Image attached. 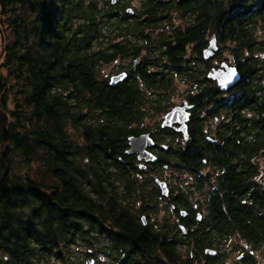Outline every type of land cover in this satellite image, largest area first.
I'll return each instance as SVG.
<instances>
[{"label": "trees", "instance_id": "obj_1", "mask_svg": "<svg viewBox=\"0 0 264 264\" xmlns=\"http://www.w3.org/2000/svg\"><path fill=\"white\" fill-rule=\"evenodd\" d=\"M174 19L186 24L166 30ZM210 35L221 44L218 54L233 44L242 79L232 97L205 76L210 67L202 51ZM260 54L264 0H0V107L8 143V172L0 186V264H83L77 260L81 251L91 256L101 238L110 244L98 250L111 260L127 259L119 264H131L132 256H165L171 264L175 255L194 264L198 249H174L152 223L136 222L117 196L118 181L129 176L118 164L117 144L131 117L147 113L142 88L163 97L150 104L149 113L167 111L175 73L185 83L198 81L199 92L188 96L196 111L209 106L216 115L247 114L246 171L237 175L248 179L247 222L260 223ZM123 58L131 62L116 67L130 75L113 86L101 69ZM5 145L0 114V178ZM202 155L225 169L226 151L218 160L212 151L201 152L199 163ZM206 257L212 259L206 264L222 262L219 255Z\"/></svg>", "mask_w": 264, "mask_h": 264}, {"label": "flooded vegetation", "instance_id": "obj_2", "mask_svg": "<svg viewBox=\"0 0 264 264\" xmlns=\"http://www.w3.org/2000/svg\"><path fill=\"white\" fill-rule=\"evenodd\" d=\"M209 60L206 61L209 63ZM209 67V70L215 68ZM125 72L128 78L130 73ZM175 75L178 76V73L174 74V78ZM205 76L207 78V73ZM237 85L223 91L226 98L232 97ZM211 87L213 90V83ZM218 88L221 91L219 86ZM146 90L150 93L145 94ZM142 91L147 113L131 117L125 137L118 140L117 144L118 164L129 170L127 181H118L120 191L117 196L122 197V205L135 213L132 215H136V222L144 226L152 223L154 230H160L161 237L164 239L165 236L174 249H198L194 264H206L212 260L206 256L217 255L222 261L220 264H227L231 259H236V264H261L264 258V218L257 225L247 222L248 179L237 175L246 171L244 143L247 114L228 112L216 115L209 111V106L196 111L195 104L184 96L175 105H183L185 102L193 105L189 119L185 123L176 122L163 126L165 114L175 105L165 111L160 119L151 123L148 119L151 121L154 116L152 113L156 111L149 113L152 110L150 104L163 101V97H158L160 91L144 88ZM172 93L168 94L170 99ZM184 124L185 130H180ZM221 132L224 134L221 135ZM145 134L154 143L150 145L149 140H146L144 151L156 157L154 160H147L141 151L128 152L131 148L130 137ZM210 151L217 156V160L221 158L220 152L226 151L228 160L224 171L220 170L219 163H209L206 154L202 155L199 163V154ZM259 176L257 179L261 186L258 195L259 201L263 203L260 215L264 217L263 168ZM159 181L166 183L165 189ZM207 248L216 250V254H207ZM191 254L194 255V252ZM100 260H104V256ZM124 260L127 259L118 257L112 262L119 264ZM128 260L131 264L138 261L141 264L146 261H152L151 264H158L159 261L166 264L167 258L132 256ZM170 262L183 264V257L175 255Z\"/></svg>", "mask_w": 264, "mask_h": 264}, {"label": "water", "instance_id": "obj_3", "mask_svg": "<svg viewBox=\"0 0 264 264\" xmlns=\"http://www.w3.org/2000/svg\"><path fill=\"white\" fill-rule=\"evenodd\" d=\"M117 0H111L112 3H116ZM125 11L128 14H132L134 12L132 7H126ZM218 40L216 35H213L211 40L208 42L207 46L203 49L202 55L204 59L209 60L211 59L218 51ZM127 78V72H121L116 75L111 76L109 83L111 85H116L121 81H124ZM207 78L213 79L217 82L218 86L220 87L221 91H226L230 87H233L235 84H237L241 78L242 75L238 68L233 65H229L225 62L222 63V65L218 68H213L207 72ZM193 108V105H189L187 102H185L183 105H175L171 110H169L164 117V121L162 123L163 126H168L176 122H183L185 123L189 119L190 115V109ZM0 114L2 117V122H3V127H4V135H5V141L6 145L3 150L2 156L6 162V148L8 146L7 143V127H6V114L5 112L1 109L0 107ZM185 124L180 128V130H185L184 129ZM146 140H149V144H153L154 141L149 137V135H141L139 137H130V144L131 148L128 150L129 153L135 152V151H141V154L143 157H145L147 160H154L156 157H154L150 152L144 151V145L146 143ZM143 149V150H142ZM142 157V156H140ZM8 172V165L6 162V170L4 175L0 178V186L3 181V177L7 174ZM161 186L165 189L166 188V183L159 181ZM163 189V190H164ZM143 220H145V217H143ZM205 252L209 255H215L216 250L207 248L205 249ZM103 259V257H102ZM95 259H89L85 262V264H94Z\"/></svg>", "mask_w": 264, "mask_h": 264}, {"label": "rangeland", "instance_id": "obj_4", "mask_svg": "<svg viewBox=\"0 0 264 264\" xmlns=\"http://www.w3.org/2000/svg\"><path fill=\"white\" fill-rule=\"evenodd\" d=\"M133 5L134 4H132V6H130V7H133ZM180 23H182V25H184V24H186V20L174 19L173 24L166 25L165 29L166 30H169L170 28L173 29V28L181 25ZM157 31H159V29ZM212 36L210 35L208 37L209 41L211 40ZM224 45L225 46L221 50L220 54H218V51H217V53L213 56V58L211 60H209V63H208L209 66H215V68H218L222 65L223 62H225L229 65H233V66L237 67V65L234 62L235 58H234L233 49H232L233 44L226 43ZM218 47L220 48L221 44L220 45L218 44ZM191 51H192V49L190 46L189 50H188L189 55L192 53ZM260 55H262V57L264 56V54H260ZM130 62H131V59H129V58L118 59L109 65L103 66L101 69V75L104 76L105 78H107L109 81L111 76L118 74V71H120L119 69H117L118 66H120L124 63L128 64ZM200 66H201V68H205L206 65L201 63ZM179 78H180L179 76L175 75V78L173 79L174 80L173 81L174 82V91L171 95L170 106L168 107V109L171 108L172 106H174L175 104L180 103L182 101V99L184 98V96L188 97L189 95H195L196 93L199 92L198 81L193 82L191 84V83H185V82L181 81ZM207 79H209V78H207ZM209 80H211V79H209ZM212 81H213V79H212ZM240 81L237 84H239ZM236 90H237V88L234 89V92ZM148 93H150V91L146 90L145 94H148ZM224 97L226 98L225 95H224ZM164 112H162V111L153 112L152 114H154V116L152 117V120L150 121L148 119V121L152 123V122L156 121L157 119H160V117L163 115ZM262 166L264 167V162H262ZM221 171H224V170H221ZM157 216L160 219L159 213L157 214ZM109 244H110V240L101 238V242L99 243V247H95L93 249L94 251L90 252L91 256H87L85 252L81 251L82 255L77 260H81L83 262V264H85V262L89 259H95V264H113L111 258L106 256L105 252H103L101 249L98 250V248H104L105 250H108ZM95 250H97V252H95ZM101 256H104V260H100ZM227 264H236V259H231ZM261 264H264V258L261 260Z\"/></svg>", "mask_w": 264, "mask_h": 264}]
</instances>
